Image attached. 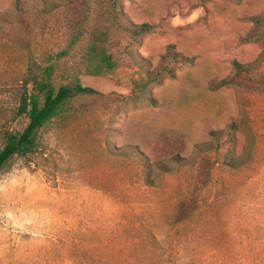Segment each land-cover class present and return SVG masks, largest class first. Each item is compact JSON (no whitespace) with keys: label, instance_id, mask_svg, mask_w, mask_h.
<instances>
[{"label":"rangeland","instance_id":"1","mask_svg":"<svg viewBox=\"0 0 264 264\" xmlns=\"http://www.w3.org/2000/svg\"><path fill=\"white\" fill-rule=\"evenodd\" d=\"M63 2L0 0V149L3 129L27 124L15 115L29 55L56 86L100 94L73 99L0 169V264H264V93L217 87L234 62L264 78V39L246 40L264 0H125L124 23L152 31L97 76L83 42L59 56ZM169 46L191 64L125 100Z\"/></svg>","mask_w":264,"mask_h":264},{"label":"trees","instance_id":"2","mask_svg":"<svg viewBox=\"0 0 264 264\" xmlns=\"http://www.w3.org/2000/svg\"><path fill=\"white\" fill-rule=\"evenodd\" d=\"M125 0H64L62 17L67 30L63 56L84 43L83 58L88 74L97 76L113 71L121 65L122 59L130 58V49L141 37L151 33L148 24L124 23L122 2ZM207 2L208 0H203ZM22 16L19 13L18 16ZM253 29L246 37L247 41L264 39V16L254 18ZM163 64L155 71L148 81L138 89H133L127 101H135L143 97L142 92L152 83H157L163 76H173L176 68L190 65L192 59L186 58L174 50L173 46L166 49L162 57ZM233 77L217 84L223 87H247L264 93V78L251 75L247 68L234 62ZM54 67H40L31 55L27 58L26 76L22 82V92L19 94L16 110L17 118H26L27 124L21 133H13L3 129V148L0 149V169L13 156H26L34 149L36 132L55 118L62 116L65 106L75 98L94 97L100 94L74 81L56 86L54 83ZM145 100L147 98L143 97ZM149 102L151 100H148ZM173 162L180 163L182 158L177 153ZM210 159L204 158L206 171L201 174L200 188L206 187L211 180Z\"/></svg>","mask_w":264,"mask_h":264}]
</instances>
